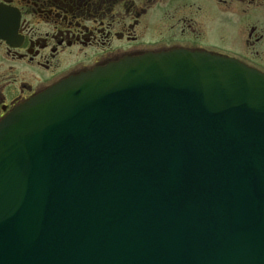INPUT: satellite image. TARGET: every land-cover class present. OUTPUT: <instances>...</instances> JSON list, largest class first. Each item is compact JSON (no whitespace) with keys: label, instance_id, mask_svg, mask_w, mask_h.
<instances>
[{"label":"water","instance_id":"1","mask_svg":"<svg viewBox=\"0 0 264 264\" xmlns=\"http://www.w3.org/2000/svg\"><path fill=\"white\" fill-rule=\"evenodd\" d=\"M0 264H264V75L146 53L15 108Z\"/></svg>","mask_w":264,"mask_h":264},{"label":"flooded vegetation","instance_id":"2","mask_svg":"<svg viewBox=\"0 0 264 264\" xmlns=\"http://www.w3.org/2000/svg\"><path fill=\"white\" fill-rule=\"evenodd\" d=\"M173 50L264 73V0H0V122L65 78Z\"/></svg>","mask_w":264,"mask_h":264}]
</instances>
